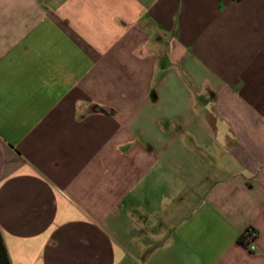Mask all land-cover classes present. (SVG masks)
<instances>
[{
    "label": "crops",
    "instance_id": "crops-1",
    "mask_svg": "<svg viewBox=\"0 0 264 264\" xmlns=\"http://www.w3.org/2000/svg\"><path fill=\"white\" fill-rule=\"evenodd\" d=\"M0 229L12 264H264V0H0Z\"/></svg>",
    "mask_w": 264,
    "mask_h": 264
},
{
    "label": "trees",
    "instance_id": "trees-1",
    "mask_svg": "<svg viewBox=\"0 0 264 264\" xmlns=\"http://www.w3.org/2000/svg\"><path fill=\"white\" fill-rule=\"evenodd\" d=\"M0 264H12L1 229H0Z\"/></svg>",
    "mask_w": 264,
    "mask_h": 264
},
{
    "label": "built area",
    "instance_id": "built-area-1",
    "mask_svg": "<svg viewBox=\"0 0 264 264\" xmlns=\"http://www.w3.org/2000/svg\"><path fill=\"white\" fill-rule=\"evenodd\" d=\"M247 236L249 238V241L247 242V248L249 249V251L255 252L256 251L255 242L258 238V232H256L255 230H250L247 233Z\"/></svg>",
    "mask_w": 264,
    "mask_h": 264
}]
</instances>
